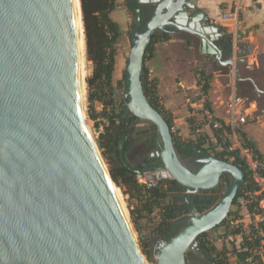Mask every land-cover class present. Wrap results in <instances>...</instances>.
Masks as SVG:
<instances>
[{
  "label": "water",
  "instance_id": "95a60500",
  "mask_svg": "<svg viewBox=\"0 0 264 264\" xmlns=\"http://www.w3.org/2000/svg\"><path fill=\"white\" fill-rule=\"evenodd\" d=\"M190 1L198 0H137L152 10L141 27L135 10L123 112L155 127L163 165L157 181L173 180L190 193L214 189L224 174L231 182L212 206L192 212L180 231L159 242L156 264H187V250L221 225L244 183L237 166L204 152L202 166L186 169L170 127L142 88L145 50L166 25L198 37L200 53L230 73L244 62L222 59L215 44L218 26ZM73 12L72 0H0V264H142L114 182L78 107ZM118 149L124 163L121 141Z\"/></svg>",
  "mask_w": 264,
  "mask_h": 264
},
{
  "label": "rangeland",
  "instance_id": "374dc122",
  "mask_svg": "<svg viewBox=\"0 0 264 264\" xmlns=\"http://www.w3.org/2000/svg\"><path fill=\"white\" fill-rule=\"evenodd\" d=\"M119 1L120 3L117 9L112 14L113 19L118 24H121L122 28V36L117 44V54L115 58V66L113 72L112 86L114 89V93L112 96V100L114 103L112 106L107 104L110 102V96L108 95L107 91H105L103 94L98 92L95 86L88 87L86 80L92 74V64L86 59L87 77L85 80V124L88 128L90 137L95 142L97 148V144L100 140L105 142V138H102V136L106 135L105 129L106 127L110 126L109 119L114 114H118L123 111L125 107V104L122 103L123 72L128 56L129 37L131 29L133 27L134 18L126 10L124 0ZM230 9L231 10L229 11L233 12V8L231 7ZM159 32L160 31L156 33ZM226 32L228 33V29H226ZM171 37L172 39L169 42V50L176 62V66H179L180 69L178 71V78L176 79V81L169 82V88L164 91L162 95H159L157 92V87L155 88L157 93L158 105L160 107H163V109L168 112L171 119V125L174 129L173 135L175 137H179L181 141H191L194 139L197 133L201 132L209 136V140H207L205 143L206 147L208 146V143H210V140H212V142H214L215 140L212 139L213 131L208 125L203 113V109L206 108L205 101H208L206 100L207 97L201 94L200 89L196 86L195 81L197 80V75L199 71L203 70L206 73L209 72L213 74V72L219 71L218 69L222 66L217 64L214 60H211V57L209 55H202L200 53L199 41L196 38L189 36L184 32H175L171 34ZM237 45H239V43ZM144 68H147L146 63L144 64ZM226 68L228 69L227 66ZM188 71L191 73V75H189L188 77H186V79L183 80L184 75ZM243 71L244 69L240 68V71H238L239 74H236L234 70V72L231 73L234 76L231 77L230 72L228 70L226 72L222 70L220 71L221 74L227 73V75H229L227 77L221 76V78H219V82L227 87L226 90L228 95L231 94L232 88L234 87L235 94L246 100V107L248 108V112H253L247 124L254 126V128L256 129L255 132H258L259 136H255L256 138H253V136H251L250 134L246 135L247 137H249V139H251V141L255 143L256 148L259 151V156L261 157L258 160V163L260 165V168L264 170V62L261 69L251 70L250 68H248L245 71V74L248 75L247 78L251 79L254 85L245 79L243 80L245 81L244 83H239L236 81L238 77L243 78L247 76L243 74ZM150 78L152 79V77ZM181 79L183 80V86L179 87L177 86V83L181 81ZM95 94L98 95L97 98H94L93 101H89V96H95ZM189 122H191V125L194 127H198V125H201V128H199V130L195 132V136L190 135ZM136 125L137 126L133 127V130L130 131L129 135L131 138V142L126 150L127 152L125 157L126 162L132 166L138 163L136 156L133 154V150L134 148L137 149L140 142L143 140V137L145 136L143 134L142 136L137 135L136 131L138 129L146 131L147 128H149V125L142 121H137ZM103 151L106 150H100L98 148V152L101 156V159L109 172V164L102 157ZM208 155L214 156L213 153H208ZM189 166L193 170V167L191 165ZM226 176L231 182L230 176L225 174L221 176V179L218 184L220 189L217 190L214 194L217 200L220 198L222 192L225 190V187H227L224 185V181L222 180V178ZM137 183L139 185L144 184V182H140V180L137 181ZM114 186H116L121 192L123 202L128 211V219L133 231L132 233H134V239H136L140 251L141 247L139 242V236L142 237L143 243L147 244L148 249L151 251L152 262H149L145 258L144 254L141 252L143 255L144 263L156 264V252L157 248L159 247V242L162 240V238L158 234V225L162 220L160 211L158 209H153V211L149 215L140 218L139 197L135 195L134 197H131L129 194H126L127 190L126 188H123L121 184L116 185L114 183ZM167 200L168 199H166L165 202H168ZM236 210L238 211L237 220H234V216L231 215L227 219L228 223L226 227H229V229H234L237 226H240L241 231H249V227L256 223L255 216L248 214L246 208H241L239 206H232L230 208V211L232 212ZM131 213L133 215V218L135 219V222L137 223L139 231L136 230L134 224L132 223ZM142 215L145 214L143 213ZM186 224L187 222L181 224L174 230V232L180 231ZM226 227H219L206 233V242L208 245L214 246L217 251L224 252L228 261L234 264L236 258L232 252V247L235 246V239H233L232 242L228 241V243L221 239L222 236L226 235ZM196 247L197 243H194L190 246L186 253H191L196 259V261H200L203 259V255L196 251Z\"/></svg>",
  "mask_w": 264,
  "mask_h": 264
},
{
  "label": "trees",
  "instance_id": "16d2710c",
  "mask_svg": "<svg viewBox=\"0 0 264 264\" xmlns=\"http://www.w3.org/2000/svg\"><path fill=\"white\" fill-rule=\"evenodd\" d=\"M81 3V14H82V23L85 33V56L86 59L92 64V74L86 80L88 87L95 86L98 92L103 93L107 91L110 96V102L108 105H113L112 96L114 93V89L112 86L113 80V72L115 66V58L117 54V44L119 39L122 36V30L120 25L112 18V13L118 7V3L116 0H80ZM127 10L129 13H132L134 9L139 8L135 2L127 5ZM145 10V11H144ZM144 10H140V27L147 21L150 16L151 9L144 8ZM219 32L222 33V37L218 39L216 42V46L222 51L223 56L228 55V57L232 54V36L230 33L226 32L224 27H219ZM172 39L171 34L168 32H159L152 36L143 57V68L145 61L153 54L154 45L159 43L169 42ZM239 50L243 55H247L248 47L239 43L237 45ZM221 70H226V68H222ZM144 79L142 81V88L147 98L149 104L162 116V118L166 121L169 127H171V119L167 111L158 105L157 93H156V82L152 78H150L148 70L144 68ZM199 78L197 77L196 86L200 89L202 95L208 98V94L211 88L212 76L207 74L205 71L201 70L198 72ZM99 93V94H100ZM98 95L89 96L88 100L93 101L94 98H97ZM208 100V99H206ZM123 103V101H122ZM124 104V103H123ZM205 107L209 109L210 113L211 107L210 102L205 101ZM121 111L118 114H114L110 120V126L106 127V135H103L102 138H105L104 141L98 142V148L100 150H106L102 152V157L109 164V174L112 181L116 185H120L123 188H126L127 193L131 197L137 196L139 197V208H140V218H143L146 215H149L153 209H158L161 215V221L158 225V234L161 238L166 237L169 240L172 236H174L177 232L172 231V220L175 218V214H173V209L171 208L168 202H165L167 196L161 189H147L143 185H139L136 181L135 174L129 169V164L125 159V151L130 145V131H126V128L123 127L122 123L124 120L122 119ZM216 120H220L216 117H213ZM136 118L132 117V120ZM190 120V119H189ZM205 124V123H204ZM201 128V125L198 127H194L189 122V130L190 135L195 136V132ZM155 130V128H154ZM145 133H149V130H141L138 129L136 131L137 135H142ZM213 138L215 141L208 143V146L205 147V143L209 140V136L204 133H197L191 141H181L179 137H175L172 134L173 146L179 154L185 157H192L199 152L204 153H213L215 159L229 162L235 166H237L244 174V183L242 187L239 189L232 206L236 207L238 204V199L242 196L243 191L245 189L250 190L252 193L257 191V187L251 178V171L249 167L241 160L236 151H228L225 149L224 145L220 140L216 139V134L213 132ZM240 135L244 142L251 148L253 153L257 156L258 160L261 158L259 156V151L256 148L254 142H252L244 132L240 131ZM122 137H127L128 141L125 143V146L122 149V154L124 157V163L120 160L119 157V142ZM154 138V135L152 136ZM212 142V143H211ZM261 174L264 175V170L261 169ZM222 180L226 183V186L230 184L228 177L222 178ZM216 197L213 198V205L216 201ZM248 214H258L257 211L254 210V206H248L247 208ZM145 215H142V214ZM233 215L234 220L238 218V211H230L226 219L216 227H226L228 223V218ZM132 223L134 224L137 231H139L137 227V223L133 218L131 213ZM259 228H262L264 225L262 223L258 224ZM227 228V234H231L233 236L240 234V226L236 228L229 229ZM139 233V232H138ZM248 235L242 236V240L239 245L232 247V252L235 255L236 261L234 264H248V258L251 257V251L260 245V240L256 236V230L253 225L249 227V231H247ZM207 234H201L197 239V247L196 251L203 255V259L200 261H196L191 253L185 254V261L187 264H232L228 261L226 254L222 251H217L216 248L212 245H208L206 242ZM139 242L141 247V252L144 254L145 258L152 262L151 260V251L148 249V245L143 243L142 237L139 236ZM255 259V258H254Z\"/></svg>",
  "mask_w": 264,
  "mask_h": 264
},
{
  "label": "crops",
  "instance_id": "0c3cea01",
  "mask_svg": "<svg viewBox=\"0 0 264 264\" xmlns=\"http://www.w3.org/2000/svg\"><path fill=\"white\" fill-rule=\"evenodd\" d=\"M116 2L118 4L120 3L119 0H116ZM190 2L195 3L196 7L206 14L209 24H214L218 26V28L224 27L228 29V33L232 36L233 44L230 58L235 61L244 59V62H238L233 66L235 71H240V68H243V74L247 75L245 71L248 68L251 70L262 68L264 62V0H198L197 2ZM231 7L233 8V13L236 14V18L230 21L221 20V15L223 13H229ZM119 25L121 27V24ZM169 42L154 45L153 54L145 61L149 76L156 82L159 95H162L163 92L169 88V82L176 81L180 69L179 66H176V62L169 50ZM238 43L247 46V53L249 54L243 55L237 46ZM226 58H229L228 55L223 56L222 53V59ZM222 68L226 67H220L218 69L219 71H215L213 74L207 73L212 76L211 88L207 98L210 102L211 115L220 120L226 117L227 102L233 95H236L234 87L232 88L231 94L228 95L226 90L227 87L219 82L221 76L227 77L229 75H227V73L221 74L220 71H222ZM227 70L226 68L224 72ZM189 75H191V73L188 71L184 75L183 80ZM230 76L232 77L234 75L230 73ZM247 77L248 75L243 78L238 77L236 81L244 83L245 81L243 80H246ZM183 80L181 79V81L177 83V86H183ZM246 111L249 116H252L253 112L249 113L247 107ZM241 131L245 134H250L253 138L259 136V133L255 132L256 129L254 126L250 124L242 126Z\"/></svg>",
  "mask_w": 264,
  "mask_h": 264
},
{
  "label": "flooded vegetation",
  "instance_id": "af4514ba",
  "mask_svg": "<svg viewBox=\"0 0 264 264\" xmlns=\"http://www.w3.org/2000/svg\"><path fill=\"white\" fill-rule=\"evenodd\" d=\"M134 2L137 5H139V8L134 9V11L130 13L133 16V18H135V10H139V13L140 10L143 11L144 8H146V10L147 9L152 10L151 5L139 4L137 0H124L125 8L127 7L128 4ZM173 29H174L173 26L166 25L163 27V30L160 32H168L170 34H173L175 33L172 32ZM188 35L196 38L199 41L198 37L190 34ZM222 35L223 34L220 33L218 39H220ZM218 39L215 41V44L218 41ZM132 117L133 116H131L130 114L127 113L125 114L124 112L122 113V119L124 120L122 125L123 127L126 128L127 132L133 130V127L137 126L136 125L137 121H141L137 118L135 120H132ZM142 122H145L146 124L149 125V128H147V130H149V133L143 134L145 135L143 137V140L140 142L137 149L134 148L133 154L136 156L138 163L135 164L134 166L128 163L129 169L135 174L137 181L140 180V182H144L143 186H145L147 189L159 188L161 189L162 192L165 191L164 193L167 196L166 199H168L167 201L170 204L171 208L173 209L172 210L173 214H175V218L172 220V231L174 232V230L177 227H179L181 224L188 222L192 212L202 213L210 206H212L211 204L213 203V198L215 197L214 194L220 188L219 185H217L214 189L210 191L190 193L188 188L176 184L173 180L162 179L160 181H157L155 177L156 173L161 172L163 168L160 157L158 156V153L161 150V146L156 131L154 130L155 127L149 122L146 121H142ZM153 135L154 138L152 137ZM120 141L123 143V147H124L125 143L128 141V138L122 137ZM126 152L127 151H125V157H126ZM176 155L180 163L191 172H195L200 166H202V163L200 162L204 158L202 152H199L198 154L192 157H185L179 154L178 152H176ZM189 165L193 167V170L190 168ZM138 176H140L139 179H137ZM148 176H151L149 180L147 179ZM224 185L226 186L225 182ZM209 195L211 196V200L207 201V197ZM164 238L166 237H163L162 239Z\"/></svg>",
  "mask_w": 264,
  "mask_h": 264
},
{
  "label": "built area",
  "instance_id": "2783aa9c",
  "mask_svg": "<svg viewBox=\"0 0 264 264\" xmlns=\"http://www.w3.org/2000/svg\"><path fill=\"white\" fill-rule=\"evenodd\" d=\"M235 18L236 14L233 12L221 15V20L223 21H230ZM197 77L199 78V75ZM203 113L211 130L216 134V139L220 140L228 151H236L238 157L243 160L251 171V178L257 187V191L252 193L250 190L245 189L242 196L238 199L237 206L247 208L252 205L258 213L257 215L252 214V216L256 218V223L253 226L256 230V236L260 240V245L251 251V257L247 261L248 264H264V226L262 228L258 226L259 223L264 225V175L261 174L257 156L240 135L242 126L247 124L250 118L246 111L245 100L233 95L227 102L226 117L222 120L214 119L208 108L203 109ZM170 132L174 134L172 125ZM244 235H248L247 231H240V234L235 236L231 234L225 235L221 239L226 243L235 239V246H237Z\"/></svg>",
  "mask_w": 264,
  "mask_h": 264
},
{
  "label": "bare ground",
  "instance_id": "6f19581e",
  "mask_svg": "<svg viewBox=\"0 0 264 264\" xmlns=\"http://www.w3.org/2000/svg\"><path fill=\"white\" fill-rule=\"evenodd\" d=\"M73 10H74V20L76 28V46H77V74H76V84H77V102L79 110L82 114V118L85 121V102H86V77H87V62L85 58V43H84V32H83V23H82V14L80 11V4L78 0H72ZM86 125V124H85ZM87 132L89 134L88 128L86 126ZM90 135V134H89ZM112 191L122 210L125 218H128V211L125 207V204L122 199L120 190L112 184ZM134 237V235H133ZM142 264L144 260L142 258Z\"/></svg>",
  "mask_w": 264,
  "mask_h": 264
}]
</instances>
